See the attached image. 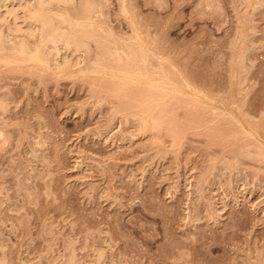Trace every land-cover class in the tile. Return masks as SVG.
Instances as JSON below:
<instances>
[{
    "label": "rangeland",
    "instance_id": "1",
    "mask_svg": "<svg viewBox=\"0 0 264 264\" xmlns=\"http://www.w3.org/2000/svg\"><path fill=\"white\" fill-rule=\"evenodd\" d=\"M105 1L146 67L0 53V264H264V0Z\"/></svg>",
    "mask_w": 264,
    "mask_h": 264
},
{
    "label": "bare ground",
    "instance_id": "2",
    "mask_svg": "<svg viewBox=\"0 0 264 264\" xmlns=\"http://www.w3.org/2000/svg\"><path fill=\"white\" fill-rule=\"evenodd\" d=\"M241 1L243 4L249 2ZM120 2V11L125 17L129 15L131 25L135 17L131 18L126 10V0ZM103 3L102 0H0V53L3 56L10 53V57L15 56L17 61L27 60L41 65L58 76L81 70L111 72L122 67H128V70L146 67L148 57L144 56L147 54L138 36L133 35L136 34L134 31L125 37L114 34L108 24L103 25L101 17H105L103 7H106ZM57 43L62 46L58 47ZM81 53L84 54L82 59ZM241 54L240 61L244 58ZM80 59L83 66L71 70ZM161 72L164 74L163 68ZM100 251L103 252L98 249L94 255L97 261L101 260Z\"/></svg>",
    "mask_w": 264,
    "mask_h": 264
}]
</instances>
